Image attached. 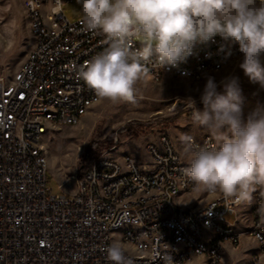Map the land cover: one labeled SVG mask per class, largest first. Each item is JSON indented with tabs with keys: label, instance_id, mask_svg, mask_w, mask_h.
I'll list each match as a JSON object with an SVG mask.
<instances>
[{
	"label": "built area",
	"instance_id": "obj_1",
	"mask_svg": "<svg viewBox=\"0 0 264 264\" xmlns=\"http://www.w3.org/2000/svg\"><path fill=\"white\" fill-rule=\"evenodd\" d=\"M72 1L24 0L35 43L16 72L0 73V264H113L103 249L116 240L133 247L122 246L134 264H165L168 257L188 264L195 256L221 264L224 243L237 247L244 236L263 252L264 187L251 203L226 200L219 191L204 192L199 206L177 202L197 189L167 133L147 143L149 163L104 153L67 179L72 190L60 182L63 192L52 193L40 142L50 127L79 123L101 100L75 69L107 47L103 35L85 30L83 18L66 16L63 3ZM239 56L237 43L217 36L178 67L144 64L142 76L201 80ZM190 136L195 148L213 142L210 134ZM261 258L254 254L250 264Z\"/></svg>",
	"mask_w": 264,
	"mask_h": 264
},
{
	"label": "clouds",
	"instance_id": "obj_2",
	"mask_svg": "<svg viewBox=\"0 0 264 264\" xmlns=\"http://www.w3.org/2000/svg\"><path fill=\"white\" fill-rule=\"evenodd\" d=\"M85 30L105 37L107 47L75 69L85 84L113 102H136L143 65L178 67L197 45L220 36L239 45V67L250 83L264 90V0H77ZM141 46L133 49V43ZM207 76L200 95L203 109L188 98L192 121L207 129L213 142L195 148L181 136L184 171L199 191L223 194L236 203L253 200L264 187V107L245 115L239 79L220 82ZM264 211V204L261 205ZM113 264H134L120 241L103 249ZM165 264H174L168 257Z\"/></svg>",
	"mask_w": 264,
	"mask_h": 264
},
{
	"label": "rangeland",
	"instance_id": "obj_3",
	"mask_svg": "<svg viewBox=\"0 0 264 264\" xmlns=\"http://www.w3.org/2000/svg\"><path fill=\"white\" fill-rule=\"evenodd\" d=\"M63 10L72 21L82 18L77 0L64 2ZM33 46L34 36L29 27L24 0H0V73L16 72ZM241 61L242 56H239L224 68L212 71L207 76L215 78L217 91L221 93L223 88L219 86V82L224 77H238L247 115L258 106L264 107V90L250 83L239 67ZM207 76L201 80H190L166 75L161 81L141 76L135 86V103L113 102L101 98L79 123L50 127L40 144L48 160V185L52 193L63 192L59 187L60 182L65 183V190H72L75 187L74 181L67 179L85 162L98 155L105 153L116 156L125 152L128 147H135L139 157L144 154L148 157L147 143L164 133L176 137L180 143L181 136L185 134L197 138L210 134L204 127L193 123L190 101L187 100L194 99L196 107L203 109L200 95ZM176 201L186 204L181 200ZM234 218L235 215L226 214L228 221L232 222ZM122 246L134 252L133 247L128 244ZM223 252L221 264H250L256 253H261V264H264V251H261L259 242L253 237L247 246H230L224 248Z\"/></svg>",
	"mask_w": 264,
	"mask_h": 264
},
{
	"label": "crops",
	"instance_id": "obj_4",
	"mask_svg": "<svg viewBox=\"0 0 264 264\" xmlns=\"http://www.w3.org/2000/svg\"><path fill=\"white\" fill-rule=\"evenodd\" d=\"M34 43H35V38H34ZM172 137V136H171ZM172 139L174 140V143L177 147V149L182 152L181 150L183 149V145L179 142V140L176 138V137H172ZM138 153V149L135 148V147H128V149L125 150V152H122V153H118L116 156H112V157H115V158H118V159H122L123 155L124 154H132L136 160L139 162V163H142V164H146V163H149L150 162V156L149 154L147 153L148 157L144 154L142 155L141 157H139L137 155ZM187 196V197H186ZM205 198V194L203 191H199V190H196L194 192H192L191 194L189 195H184V194H181L179 196H177V200H181V201H184L188 206H199L201 205V202H199V198ZM196 203V204H194ZM242 209H246V208H242ZM251 241V236H244L240 242L239 245L242 244V246H247ZM224 245H226V247L224 248H229L230 246H232V244L229 242V241H226L224 243ZM238 245V246H239ZM237 246V247H238ZM233 248H236L234 246H232ZM224 253V252H223ZM223 258H224V254H223ZM206 261V258L204 256H195L188 264H204Z\"/></svg>",
	"mask_w": 264,
	"mask_h": 264
},
{
	"label": "trees",
	"instance_id": "obj_5",
	"mask_svg": "<svg viewBox=\"0 0 264 264\" xmlns=\"http://www.w3.org/2000/svg\"><path fill=\"white\" fill-rule=\"evenodd\" d=\"M48 178H49V175H48Z\"/></svg>",
	"mask_w": 264,
	"mask_h": 264
},
{
	"label": "water",
	"instance_id": "obj_6",
	"mask_svg": "<svg viewBox=\"0 0 264 264\" xmlns=\"http://www.w3.org/2000/svg\"><path fill=\"white\" fill-rule=\"evenodd\" d=\"M82 167V166H81Z\"/></svg>",
	"mask_w": 264,
	"mask_h": 264
}]
</instances>
